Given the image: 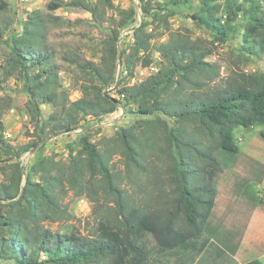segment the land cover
Segmentation results:
<instances>
[{
    "label": "trees",
    "instance_id": "trees-1",
    "mask_svg": "<svg viewBox=\"0 0 264 264\" xmlns=\"http://www.w3.org/2000/svg\"><path fill=\"white\" fill-rule=\"evenodd\" d=\"M138 1L143 18L161 16L160 5L155 12L152 8L155 0ZM64 6L51 0L47 9ZM68 6L92 15L96 10L89 0H71ZM6 9L7 4L0 1V12ZM222 10L224 23L219 18ZM119 11L125 19L109 29L98 62L64 57L83 76L79 81L82 96L72 102L61 93L56 55L44 35L47 19L39 12L28 13L22 35L11 39V53L0 67V76L7 80L17 75L22 81L32 140L22 150L7 145L3 116L11 108V99L0 97V260L14 264H145L146 252L137 244L145 234L165 252L193 250L196 247L190 240L202 234L217 244L219 253L235 256L240 247L249 217L260 202L247 191L237 208L230 203L224 216L217 218L213 214L217 179L239 157L247 176L235 183L233 196H239L244 187L251 190V182L261 184L263 180L264 165L241 154L234 131L260 127L264 140V74L239 72L221 83L219 67L208 58L215 43H225L233 36L239 20L245 22L241 50L260 57L264 53V7L260 0H199L190 18L213 41L171 33L166 25L168 41L153 47L146 33L148 24L143 23L133 28L132 45L121 53V33L134 22L135 12ZM153 51L159 57L157 72L140 84L124 83L138 66L152 64ZM117 60L126 75L115 84ZM112 92L123 96L124 104L137 115L162 114L175 120L177 127L169 129L155 120L142 121V128L123 129L112 140V148L123 159V174L112 169L108 149L81 138V155L71 157L65 182L76 194L92 195L99 180L102 192L117 207L115 217L100 222L90 237L41 227L42 221H56L61 214L60 174L64 171L53 175L59 164L40 158L25 174L17 160L56 136L76 131L86 118L100 120L115 113L122 102L112 98ZM46 105L51 111L45 117L42 108Z\"/></svg>",
    "mask_w": 264,
    "mask_h": 264
},
{
    "label": "rangeland",
    "instance_id": "rangeland-1",
    "mask_svg": "<svg viewBox=\"0 0 264 264\" xmlns=\"http://www.w3.org/2000/svg\"><path fill=\"white\" fill-rule=\"evenodd\" d=\"M7 4V9L0 12V67L11 53V39L17 38L23 33V24L28 13L39 12L47 19V26L44 30L46 43L56 55V63L59 67V83L61 93L69 102L79 99L80 79L82 74L64 57H78L87 61L98 62L103 54L104 42L113 28L120 21L125 19L119 10L135 12L134 22L128 29L121 33L118 43L119 53L126 50L133 42V28H138L147 23L146 33L151 36L153 47L168 41L169 32L189 35L192 40L201 39L213 41V36L191 20V15L197 11L199 0H155L152 8L154 12L157 4L162 7L158 12L161 16L158 19L143 18L138 0H109L104 3L98 0H89L96 8L94 15L82 8L68 6L71 0H59L64 7L55 11H49L47 4L51 0H27L22 3L20 0H0ZM242 0H240L241 2ZM264 0L260 3L264 7ZM223 7L222 1L219 2ZM248 8L249 4L245 3ZM223 10L219 18L223 19ZM160 18H163L162 20ZM166 20V23L163 22ZM245 22L239 20L233 36L225 43H215L213 54L208 61L217 65L220 71L219 81L225 82L229 77H235L237 73L264 74V53L260 57H250L241 50L242 36ZM152 64L158 69L159 57L155 51L152 53ZM2 70L0 69V74ZM115 84L120 82L126 75L122 69L121 61H116ZM135 72V71H134ZM136 73V72H135ZM135 76V75H134ZM2 80V76H0ZM123 83V82H121ZM128 85H132V79H125ZM115 90V89H114ZM113 90V91H114ZM0 97L11 99V108L3 116L4 134L10 133V138H5L7 145L15 150H22L31 144V125L28 115V97L23 90L22 81L15 75L7 80H2ZM122 114L117 110L100 120L86 118L82 120L80 128L69 134H62L48 140L40 148H33L24 152L17 160L26 174L30 167L40 158L59 164L53 169V175L58 174L62 178V188L59 196V208L61 214L58 220H46L41 222V227L55 233L77 232L82 236L90 237L95 235L98 224L105 220L113 221L116 206L112 197L106 196L101 190V183L97 176L94 194L82 192L76 194L65 182L64 175L67 174L72 156L81 155V138L87 137L89 142L99 148L108 149L110 152V165L116 172L123 174V159L118 155L115 148H112V140L123 130L135 125L142 128V121L159 120L165 123L169 129L177 127L175 120L162 114L153 116H139L134 108L124 104L120 105ZM43 116L51 111V107L42 108ZM141 130V129H140ZM260 127L250 129L239 128L234 131V139L240 152L245 157H250L264 165V140L260 137ZM247 176L246 167L236 158L233 166L225 168L217 179V199L213 214L222 218L230 203L238 207L245 200V192L254 193L260 204L254 209L249 217L246 232L242 238L238 254L236 256L227 253H219L218 246L207 235L190 240L195 244V249H175L169 252L160 250L154 238L145 234L137 241L146 252L145 264H244L249 261L259 260L264 263V177L261 184L251 182V190L244 187L239 196H233L234 186L237 182H243ZM38 183V180L35 179ZM125 186V184H123ZM38 189V187H36ZM135 201L136 196H135ZM231 215L227 216L229 220ZM228 221L224 222L227 225ZM0 264H14L11 261L0 260ZM128 264V261L125 263Z\"/></svg>",
    "mask_w": 264,
    "mask_h": 264
},
{
    "label": "built area",
    "instance_id": "built-area-1",
    "mask_svg": "<svg viewBox=\"0 0 264 264\" xmlns=\"http://www.w3.org/2000/svg\"><path fill=\"white\" fill-rule=\"evenodd\" d=\"M22 3H25L27 2V0H20ZM222 23H224V17L221 21ZM136 72V73H135ZM135 72H134V75L133 77L131 78L132 79V85L130 86H133V85H137V84H140L146 77H148L149 75H152L154 73L157 72V68L154 67L153 64L149 65L148 67H140L138 66L136 69H135ZM113 88H110L108 89V91H111ZM112 98H117V99H120V101L123 103V96H118V95H115L113 92L109 94ZM118 111L120 114H122V108L119 106L118 108ZM117 113V112H116ZM10 133H5L4 134V137L5 138H10Z\"/></svg>",
    "mask_w": 264,
    "mask_h": 264
},
{
    "label": "crops",
    "instance_id": "crops-1",
    "mask_svg": "<svg viewBox=\"0 0 264 264\" xmlns=\"http://www.w3.org/2000/svg\"><path fill=\"white\" fill-rule=\"evenodd\" d=\"M245 232H246V231H245ZM238 250H239V249H238ZM237 254H238V251H237L236 255H237ZM236 255H235V256H236Z\"/></svg>",
    "mask_w": 264,
    "mask_h": 264
}]
</instances>
